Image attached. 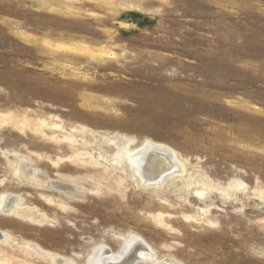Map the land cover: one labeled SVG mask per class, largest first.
<instances>
[{
	"label": "rangeland",
	"instance_id": "obj_1",
	"mask_svg": "<svg viewBox=\"0 0 264 264\" xmlns=\"http://www.w3.org/2000/svg\"><path fill=\"white\" fill-rule=\"evenodd\" d=\"M148 141L180 170L143 184ZM132 234L135 264H264V0H0V264Z\"/></svg>",
	"mask_w": 264,
	"mask_h": 264
},
{
	"label": "bare ground",
	"instance_id": "obj_2",
	"mask_svg": "<svg viewBox=\"0 0 264 264\" xmlns=\"http://www.w3.org/2000/svg\"><path fill=\"white\" fill-rule=\"evenodd\" d=\"M129 159L135 175L143 181V184L158 183L162 179V176L164 177V175L167 176L168 174L180 170L174 152L164 145L151 141L146 142L144 146L130 154ZM23 163L24 165L22 164L23 166L21 165L20 167V176L30 181L29 178L31 174L26 167L27 161L23 160ZM11 200L12 199H9V197L7 198V196L4 198L3 204L1 205L2 212L10 213L12 210H15L24 218H31L34 221L44 220L43 215L38 214L34 208L18 207L17 201L14 202ZM103 247L104 246H101V249H97L96 253H94L93 258H91V264H118L120 259H125L126 261L131 260V264H135L137 261H146V259L148 260L150 258L153 259L154 256L146 243L136 234H132L128 238L125 246L116 254L111 253ZM172 264L181 263L172 260Z\"/></svg>",
	"mask_w": 264,
	"mask_h": 264
},
{
	"label": "water",
	"instance_id": "obj_3",
	"mask_svg": "<svg viewBox=\"0 0 264 264\" xmlns=\"http://www.w3.org/2000/svg\"><path fill=\"white\" fill-rule=\"evenodd\" d=\"M125 246V245H124ZM124 261L122 263H119V264H131V260L129 261H126L125 259H123ZM136 260V259H135Z\"/></svg>",
	"mask_w": 264,
	"mask_h": 264
}]
</instances>
